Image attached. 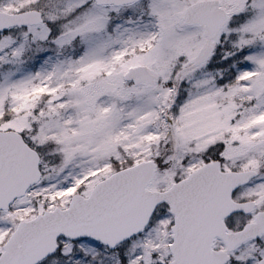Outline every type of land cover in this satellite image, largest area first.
Segmentation results:
<instances>
[{
  "label": "snow or ice",
  "instance_id": "snow-or-ice-1",
  "mask_svg": "<svg viewBox=\"0 0 264 264\" xmlns=\"http://www.w3.org/2000/svg\"><path fill=\"white\" fill-rule=\"evenodd\" d=\"M0 264H264V0H0Z\"/></svg>",
  "mask_w": 264,
  "mask_h": 264
}]
</instances>
